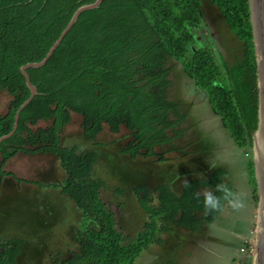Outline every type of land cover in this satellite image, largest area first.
<instances>
[{"label":"trees","instance_id":"obj_1","mask_svg":"<svg viewBox=\"0 0 264 264\" xmlns=\"http://www.w3.org/2000/svg\"><path fill=\"white\" fill-rule=\"evenodd\" d=\"M94 1L0 0V92L11 97L9 113L0 115V138L13 130L17 111L30 97L21 68L42 61L75 11ZM210 2L244 45V58L233 65L224 63V76L212 51L195 47L193 32L204 20L200 0H104L98 8L80 14L46 65L28 70L38 94L21 112L18 129L1 144L0 154L3 164L18 152L60 159L68 178L53 187L61 188L84 217L80 252L60 264H135L151 244L163 242L170 224L198 231L219 217L222 207L206 211L203 196L212 191L222 206L226 203L216 192L217 185L234 190L224 181V169L187 182L180 197L168 186L160 187L157 206L152 190L138 187L136 195L150 221L126 245L114 212L101 198L104 182L92 177L97 153L78 155L60 145L76 114L82 117L86 139L97 140L105 126L113 134L126 128L130 135L122 154L132 159L154 157L163 163L167 152L178 151L174 141L188 129L184 128L187 109L172 99L176 61L208 93L213 111L237 146H251L258 128L259 98L249 0ZM41 121L45 128L38 127ZM157 147L167 150L159 153ZM249 174L257 190L252 162ZM22 244L21 240L0 242V264H18Z\"/></svg>","mask_w":264,"mask_h":264},{"label":"rangeland","instance_id":"obj_2","mask_svg":"<svg viewBox=\"0 0 264 264\" xmlns=\"http://www.w3.org/2000/svg\"><path fill=\"white\" fill-rule=\"evenodd\" d=\"M200 1L204 20L202 25L193 32L197 40L195 47L209 48L224 76V63L233 65L241 61L244 58V45L231 33L222 14L210 0ZM173 63H176L172 72L176 85L172 99L180 101L183 109L188 111L187 123L184 126L188 129L182 138L174 141L178 151H170L176 155L173 163H176L178 167L182 162L189 163L191 162L189 159L195 157L203 161L205 167L215 163L212 171L219 167H227L229 170L227 179L232 182L236 200L232 204L224 203L220 213L222 210L224 215L229 212L237 214L241 211H249L251 215L249 219L251 223L254 220L253 225H255L257 190L249 174L250 162L254 163L255 157L254 142L252 141L251 146L240 149L224 128L221 118L213 111L208 93L200 89L195 81L186 75L181 63L176 61ZM81 122V117H77L74 121L72 129L75 132L81 133ZM168 132L175 134L172 130ZM102 133L101 140L104 139L110 144L121 142L123 145L127 143L130 135L126 128H122L120 134L113 135L108 126L104 127ZM155 150L159 153L166 151L159 147ZM107 157L110 158L111 164L115 163L112 152ZM119 161L120 159L116 160L117 164ZM32 163L37 162L32 160ZM127 166L131 169L138 168L139 165L128 163ZM30 170L35 171L32 167ZM30 170L26 168L21 174L30 175ZM36 172L39 173V170ZM13 189L15 190L12 188L5 191L0 197V235L2 240L23 241L18 264H60L80 252L84 220L81 222L80 215L72 211L71 207L64 202L59 190L37 192L30 186L20 191ZM63 207L68 209L67 213L63 212ZM249 232L246 233L250 235L248 238H251L252 234ZM252 248L253 245L249 251ZM249 260L251 262V259L247 261ZM194 261L192 259L189 263Z\"/></svg>","mask_w":264,"mask_h":264},{"label":"crops","instance_id":"obj_3","mask_svg":"<svg viewBox=\"0 0 264 264\" xmlns=\"http://www.w3.org/2000/svg\"><path fill=\"white\" fill-rule=\"evenodd\" d=\"M10 103L11 97L6 93L0 92V115L6 116L9 113ZM16 117L17 113L15 121ZM77 117L81 116L73 114L71 124L61 136L60 145L68 150H74L78 155L88 152L97 153V161L93 167L92 177L93 179H100L104 182V186L100 189L101 198L114 212L117 228L127 238L126 245L134 242L138 234L144 230L146 224L150 221L149 214L140 205L139 197L136 195V188L146 187L151 189L155 198L154 203L157 206L159 204L158 189L160 187L168 186L169 190L175 196L180 197L183 195V187L187 182L194 179L204 180L213 172L211 171L205 176L186 177L184 175L185 171H182L181 166L179 165L177 167L176 163H173L176 155L170 153V151L165 154V161L163 163L158 162L154 157H138L137 159H132L129 155L121 153L122 146L126 143L124 145L121 142L118 144L115 142L110 144L104 139L101 140L103 133L95 141L88 140L84 136V131L81 127V133L78 131L75 132L72 127ZM38 127L45 128L46 124L41 121ZM110 152H112L115 158L114 164H111L110 158L107 157ZM118 159L120 161L117 164L116 160ZM32 160L37 163H32ZM190 161L193 163V160ZM128 163H138L139 166L138 168L129 169L127 166ZM199 163L201 170L208 168L205 167L203 161ZM114 165L115 167H113ZM31 167L35 171L30 170ZM26 168L30 170V175L21 174ZM220 169L224 168L219 167L216 170ZM36 170H39V173ZM107 170L109 171L106 172ZM224 170L227 171L224 176V181L232 184L227 179L229 170ZM67 178V172L62 168L60 159L55 155L18 152L3 164V159L0 154V197L5 191L12 188L20 191L30 186L33 191L36 190L37 192L52 189L59 190V194L64 198V202L71 207L72 211L80 215V221L82 222L84 217L76 203L69 196L63 194L61 188L53 187L54 185L64 183ZM117 191H122L123 195H119ZM67 210L66 207H63V212L67 213ZM207 225L209 224L205 222L201 229ZM170 226L172 227L171 230L162 235L163 242L161 244H151L140 254L135 264H188L191 258L196 259L197 255L201 254L200 252L204 243L203 239L205 237V233L201 229L192 231L172 224ZM2 239L0 235L1 243L19 240Z\"/></svg>","mask_w":264,"mask_h":264},{"label":"water","instance_id":"obj_4","mask_svg":"<svg viewBox=\"0 0 264 264\" xmlns=\"http://www.w3.org/2000/svg\"><path fill=\"white\" fill-rule=\"evenodd\" d=\"M104 0H95L93 3L80 6L69 23L62 31L59 38L50 48L46 57L40 62H32L21 68L25 77L26 85L30 90V97L19 108L13 131L0 138V144L11 138L17 130L18 118L23 111L38 94L37 87L32 83L29 69L43 67L49 61L55 50L59 47L64 37L70 32L78 21L80 14L85 11L98 8ZM249 8L251 12V23L253 32L254 50L257 64V83H258V128L253 136L254 148V177L257 183L258 204L256 208L255 228L253 229V248L251 249V264H264V0H249Z\"/></svg>","mask_w":264,"mask_h":264},{"label":"flooded vegetation","instance_id":"obj_5","mask_svg":"<svg viewBox=\"0 0 264 264\" xmlns=\"http://www.w3.org/2000/svg\"><path fill=\"white\" fill-rule=\"evenodd\" d=\"M189 160H193V163L184 161L181 165L186 177L205 176L212 171V168L210 169L209 167L201 170V165H199L201 161L195 157ZM220 161L222 162L223 160ZM223 168L227 169L225 166ZM249 218H251L249 211H241L237 214L229 212L224 215L222 210L219 217L212 224L201 229L205 233L201 254H198L196 259H194L195 261L191 263L244 264V261L251 259L249 248L253 245L252 239L255 225H253L254 220L251 223ZM246 232L252 234V239L248 238L250 235H247Z\"/></svg>","mask_w":264,"mask_h":264},{"label":"clouds","instance_id":"obj_6","mask_svg":"<svg viewBox=\"0 0 264 264\" xmlns=\"http://www.w3.org/2000/svg\"><path fill=\"white\" fill-rule=\"evenodd\" d=\"M215 167L214 164H210L209 168ZM216 192L222 193L223 200L232 204L236 200V195L230 191L224 185H217ZM204 208L206 211H215L222 207L221 198L214 195L212 191H206L203 196Z\"/></svg>","mask_w":264,"mask_h":264}]
</instances>
